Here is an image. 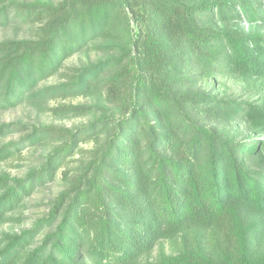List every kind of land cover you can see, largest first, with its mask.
Masks as SVG:
<instances>
[{"label": "trees", "instance_id": "trees-1", "mask_svg": "<svg viewBox=\"0 0 264 264\" xmlns=\"http://www.w3.org/2000/svg\"><path fill=\"white\" fill-rule=\"evenodd\" d=\"M260 11L262 4L248 1L62 0L23 5L13 17L0 12V26H38L35 40L0 45L13 46L0 58V110L30 97L67 56L89 49L109 57L81 72L71 89L91 93L107 73L100 95L120 112L79 135L62 130V144L28 179L0 180V222L59 170L67 186L43 222L56 229L32 249L42 222L7 235L0 264H264L251 243L264 227L254 219L264 214V139L241 144L227 127L264 112L203 89L220 65L264 78V35L214 26L264 20ZM38 134L33 142L44 138ZM80 142L94 148L81 151L88 156L73 172L67 166ZM189 228L213 231V253L186 245L147 260L159 242Z\"/></svg>", "mask_w": 264, "mask_h": 264}, {"label": "rangeland", "instance_id": "rangeland-1", "mask_svg": "<svg viewBox=\"0 0 264 264\" xmlns=\"http://www.w3.org/2000/svg\"><path fill=\"white\" fill-rule=\"evenodd\" d=\"M61 1L0 0V12L5 10L13 17L14 11H20L23 5L34 3L56 5ZM208 1L212 4H220L224 1L230 3L248 1L262 4V10H264V0ZM236 9L239 14L243 13L238 6ZM261 13L260 11L259 15L264 17V12ZM214 26L219 30L232 28L243 32L246 36L264 35V20L261 18L249 19L243 16L241 19L224 23L215 21ZM37 27L36 24L23 23L0 26V45L14 41L35 40ZM12 48L13 46H0V58L12 54ZM108 57L109 54L103 51H90L89 49L72 53L66 57L55 73L48 75L35 85L30 97L26 96L22 102L9 109L0 110V180H9L12 186L14 185L13 180L28 179L30 175L45 168L49 157L62 144V137L65 135L61 134L62 130H70L79 135L100 119L119 116V110L108 103L104 95H100L102 82L107 78V73H101L98 78V88L91 93L73 90L70 86L81 72L94 67ZM213 74L207 85H204V92L220 99L236 100L238 103L248 102L264 112V78L248 77L244 72L230 65L222 67L220 65ZM68 106L81 109L72 113L66 109ZM227 127L235 132L237 141L241 144L264 139V118L253 121L244 116L234 121H227ZM36 132L44 138L33 142L35 139L32 136ZM77 138L78 136L76 140ZM77 145L76 154L69 158L67 166L73 172H76L75 170L88 156L81 151H90L94 148L92 142H80ZM263 163L264 161L261 165ZM55 175L53 180L38 185L18 209L8 213L6 218L0 222V250L8 243L7 235H23L25 232L34 231L40 222H42L41 228L36 234L35 246L29 249L39 246L44 237L56 229V224L45 226L43 223L52 215L60 196L67 190L62 170ZM2 193L4 191L0 194ZM254 219L264 220V214L255 216ZM213 241L212 230L189 228L182 232L177 240L159 242L147 260L158 262L175 256L186 245H196L202 250L213 253L215 250ZM251 241L252 252L264 256V227L263 232L253 235Z\"/></svg>", "mask_w": 264, "mask_h": 264}]
</instances>
